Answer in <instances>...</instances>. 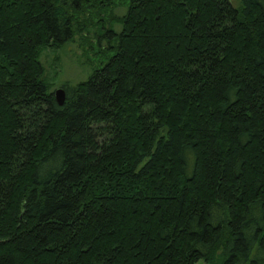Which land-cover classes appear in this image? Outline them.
<instances>
[{"label":"trees","instance_id":"16d2710c","mask_svg":"<svg viewBox=\"0 0 264 264\" xmlns=\"http://www.w3.org/2000/svg\"><path fill=\"white\" fill-rule=\"evenodd\" d=\"M202 262L264 264V0H0V264Z\"/></svg>","mask_w":264,"mask_h":264},{"label":"rangeland","instance_id":"374dc122","mask_svg":"<svg viewBox=\"0 0 264 264\" xmlns=\"http://www.w3.org/2000/svg\"><path fill=\"white\" fill-rule=\"evenodd\" d=\"M88 49H83L77 39L75 43L69 44L61 50L58 55L49 51L44 54L42 62L47 77L54 84L53 91L62 88L61 83L64 81L77 82L86 79L92 72L93 65H97L98 60L94 50L89 51L90 49Z\"/></svg>","mask_w":264,"mask_h":264},{"label":"water","instance_id":"95a60500","mask_svg":"<svg viewBox=\"0 0 264 264\" xmlns=\"http://www.w3.org/2000/svg\"><path fill=\"white\" fill-rule=\"evenodd\" d=\"M55 95H56V99H57L58 104L60 106H63L65 103V100H66L64 90L61 88L56 90Z\"/></svg>","mask_w":264,"mask_h":264}]
</instances>
